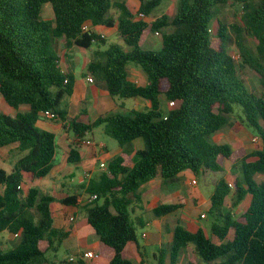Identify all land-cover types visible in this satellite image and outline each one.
Here are the masks:
<instances>
[{"label":"trees","instance_id":"trees-1","mask_svg":"<svg viewBox=\"0 0 264 264\" xmlns=\"http://www.w3.org/2000/svg\"><path fill=\"white\" fill-rule=\"evenodd\" d=\"M138 1L137 14L146 17L162 2ZM233 3L241 5L244 29L218 20L214 43L209 32L212 7ZM45 4L51 5V20L43 19ZM87 22L107 28L116 25L128 47L124 51L110 44L104 51H95L88 72L104 82L110 96L143 98L151 107L147 112L107 113L91 123L69 122L75 141L70 144L68 163L80 161L79 143L101 125L122 154L109 161L110 174H101L87 186L78 185V192L62 204L77 206L83 194L96 195L86 203L85 212L102 252L110 255L108 264H134L124 249L129 242H138L140 218L133 217L132 205L140 200V188L157 177L171 183L185 171L203 174L214 180L208 210L213 238L203 228L190 231L176 225L168 252L161 249L155 260L166 264L169 254V264H178L181 252L192 247L198 261L186 264H264V0H179L172 17L162 15L153 22L136 19L119 0H0V94L17 111L15 115L0 112V150L6 147L21 154L10 172L0 165V234L18 237L12 248L0 250V264H46L50 251L57 252L75 237L70 225H54V197L31 187L26 178H44L52 171L56 135L37 123L45 111L64 120L60 106L74 89L72 77L60 67L57 40L63 39L67 49L105 43L96 33L82 29ZM229 28L237 33L239 63L228 49ZM146 30L162 35L159 50L140 48ZM244 33L253 39L255 50L245 44ZM130 63L145 72L146 86L128 80ZM243 72L258 79L259 96L248 89ZM161 98L176 106L163 110ZM21 106L28 111L20 112ZM235 115L237 121L231 124L230 117ZM229 125L253 131L261 147L234 150L228 144L209 141ZM138 139L144 147L131 159L129 147ZM228 172L233 175L232 183L227 181ZM230 196L233 208L250 198L237 217L230 209L223 210ZM181 208L179 203H160L152 212L161 218ZM67 263L85 264L83 260Z\"/></svg>","mask_w":264,"mask_h":264},{"label":"rangeland","instance_id":"rangeland-1","mask_svg":"<svg viewBox=\"0 0 264 264\" xmlns=\"http://www.w3.org/2000/svg\"><path fill=\"white\" fill-rule=\"evenodd\" d=\"M130 7L133 6L137 0H123ZM148 1V0H145ZM179 0H162L159 7L153 10V12L149 15V19L158 18L164 14L171 16L174 13L175 7ZM257 1V0H255ZM212 12L214 14V18L211 23L212 28V37L213 42L216 43V39L214 38V33L217 30L218 24L217 21H221L225 24L229 25H237L241 30L244 29V23L242 20V8L238 3H233L222 7L220 5L212 7ZM43 19L49 20L53 18L52 9L50 4H45L43 6L42 12ZM171 30V28H170ZM148 31V30H147ZM168 31V30H167ZM229 35L231 37V41L228 43V49L230 54L232 55L234 61L236 63L240 62V58L238 55V48L236 46L237 42V33L229 28ZM245 44L252 50H255V43L253 39L247 34H243ZM119 44L122 47L125 46L124 43L120 40V38L115 37L113 35H109L106 39V42L103 44L101 42H94L90 49L87 50H78L79 55L82 57L84 54L87 56H91L94 51L101 50L104 51L110 44ZM127 47V46H126ZM143 50H151L145 45L140 46ZM129 68L136 67L142 73L144 71L140 66L134 63H130L128 65ZM242 78L245 80L246 86L249 90H257L259 86L258 79L254 74L242 73ZM256 95L258 93L254 92ZM100 97L106 95L103 91H100ZM116 102L125 101L122 98L114 97ZM89 104V103H88ZM87 103L85 106L90 109ZM24 108L27 106H23ZM126 108L131 109L130 102H126ZM235 111L240 113V108L238 106L235 107ZM0 112L5 114H15V110L8 106L6 102L3 100L0 94ZM141 112H147L142 110ZM118 113V112H117ZM95 119V114L88 117V120L92 121ZM237 121V116L230 117V123L233 124ZM223 133V134H222ZM253 135L255 133L249 129L235 130L230 125L226 126L220 132L213 134L209 137V141L211 143H228L233 148L238 147H251L252 149L261 147V141L258 144H255L252 141ZM59 134L56 137V141H58ZM70 138H73V133H70ZM86 140H88L92 144H106L108 146V150L110 154H113L119 145L117 141L107 136L104 133V126H98L94 128L91 132H88L86 135ZM60 141V140H59ZM141 143H144L142 139L139 140ZM62 142L60 141V144ZM80 146V145H79ZM83 155L88 154V147L82 146L79 149ZM99 151V150H98ZM62 151L58 149L57 154L55 156L54 165L58 164L61 161ZM99 160L91 161L87 165L83 163H67L66 167L70 171L66 177L58 176L53 171L44 178H35L32 179L29 184L31 187L39 188L41 191H46V194L57 197L58 200L63 198L66 194L69 195L73 192V186L79 184L80 180L85 175V170L88 167L93 168V172L98 173L100 171L99 164L101 161L105 160L106 157L101 153L98 155ZM21 157V154L18 152H12L8 148H2L0 151V165L7 171L10 172L15 162L18 158ZM227 170L229 171L230 165L226 164ZM101 176V175H100ZM196 180V184L192 183ZM214 181V180H213ZM212 179H206L203 174H199L194 176L190 172L182 173L177 180L174 182H163L161 178L157 177L153 181L143 185L140 190V200H137L132 205L134 208V213L139 214V217L142 218V225L137 224V240L141 246H146L147 252L144 257L145 264H158V260H155L153 254H156L159 258V254L161 253V249H166L168 252L169 243H164L162 245H157L153 243V237L157 233V230L161 227L165 233L166 230L170 232L176 225H181L187 230L194 231L200 226L206 232V234L212 237L211 234V225L213 222V218L209 215L208 209L211 206V196L214 193V185ZM227 181L232 183L233 175L228 172ZM55 182V183H54ZM27 186L23 185V190L26 191ZM66 193V194H65ZM89 195L85 193V196ZM179 203L182 205V208L176 213L166 216L160 225L161 219L156 217L152 213V208L159 203ZM233 196H230L227 199L226 207L223 209H230L233 212V216L237 217L241 214L244 205L246 203L241 204L238 207H232ZM60 203V202H59ZM140 206H142L140 208ZM65 209H68L65 207ZM36 219L38 217L37 213L33 211ZM202 214H205V217H202ZM83 214H80V219H82ZM143 233L150 235L148 239L142 236ZM0 236V250H8L12 248L15 243L18 242V237L11 235L7 232L1 233ZM72 246H75L78 243V240L72 241ZM149 243V244H148ZM41 246L43 248L46 247V243H42ZM69 254H71V249L68 246H63L57 252L50 251L47 256L49 259L57 260L55 264H68L67 260L69 258ZM165 263L169 264V254L165 256ZM198 261L197 256L195 255L193 248L189 247L181 252L178 264H186L188 262L195 263Z\"/></svg>","mask_w":264,"mask_h":264},{"label":"crops","instance_id":"crops-1","mask_svg":"<svg viewBox=\"0 0 264 264\" xmlns=\"http://www.w3.org/2000/svg\"><path fill=\"white\" fill-rule=\"evenodd\" d=\"M119 1L125 2L123 0H119ZM125 4H126V2H125ZM126 5L129 8V10L135 15V18L138 19L137 12H138V9L140 7V2L137 0V2L134 3L132 7H130L128 4H126ZM175 11H176V7L174 10V13L170 17H172L175 14ZM112 14L115 15V12L113 11ZM164 15H167V14H164ZM167 16H169V15H167ZM155 19H149V16L144 18V20L147 22H153ZM49 20H51V19H49ZM89 28L92 30V32L96 33L99 36H102V39H104L105 42H106V39L108 38L109 35H113L115 37L120 38L116 25H114L111 28H107L105 26H92L91 24H89ZM120 40L122 41L121 38H120ZM101 43H103V42H101ZM64 44H65V42L63 39L57 40L56 45H57V54L60 58V67H61L62 72L64 74L72 77L73 87H74L72 95L65 97L62 100V103L60 106V111L64 115V120H62L60 118L52 119L48 116L42 115V118L37 123V126L40 129L51 131L56 135V137L59 134L58 141H56L57 151H58V149H60L62 151V156H61V161H59L58 164L54 165L52 171L55 174H57L58 176H62V177H66L68 174H70V171L66 167V165L68 163L67 158H68V153L70 150V144L75 141L74 137L70 138V133L72 131L69 129V122L71 120H79V121H82L84 123H91V122H94L99 116L105 115L107 113H117V112L118 113H128L130 111L141 112L142 110L149 111L150 107H151L150 103L143 98H129V99H124L125 101L116 102V99L109 95L103 81H101V80H99L93 76L94 82H92V83L88 82V80H87L88 76L92 75L88 72V65H89L90 61L92 60V56H93V53L95 51L92 53L91 56H87L86 54H84L81 57L78 53L79 52L78 50H87V49H82V48H78V47H71V48L67 49L64 47ZM141 45H145L149 49L157 51L162 47V35L159 33H153L150 30H148V31L146 30L142 35L140 46ZM119 46L122 47L121 45H119ZM122 49L124 51H127L128 47H126V45H125L122 47ZM99 51H101V50H99ZM127 72H128V80L130 82H133V83L140 85V86H146L148 84V80H147V76H146L145 72L142 73L138 68H136V67L129 68L128 66H127ZM101 90L106 95L100 97L99 93ZM252 91L258 93L257 95L259 96L262 92V88L259 85L257 90H252ZM126 102H130L132 110L126 108ZM86 103L87 104L89 103L88 105H89L90 109H88V107L85 106ZM161 108L165 111L169 109V102L163 98H161ZM19 111L20 112H27L28 107L24 108L23 106H21L19 108ZM15 112H17V111L15 110ZM15 114H10V115H15ZM94 114H95V119L92 121L88 120V117L91 115H94ZM242 129H246V128H242ZM242 129H240V130H242ZM253 137H256V136L253 135ZM59 140L62 142L61 144H60ZM139 140L140 139L134 141L132 143V145L129 147V149L131 150V154H130L131 159L135 156L136 151H138L144 147V143H141ZM85 141H88V140H86V137H85ZM218 144H228V143H218ZM79 145H80L79 149L82 146L88 147V154H86V155H83L82 152L79 150L80 161L78 163H83L85 165H87L91 161L97 162L99 160L98 155L100 153L102 155H104V157H106L105 160L101 161L100 163L104 162L107 165L112 158L117 157L120 154H122V149L120 147L117 148L113 154H110V152L108 150V146L106 144H101V145H103V147H101V145H98L95 143L94 144L91 143L90 145H87L84 143H79ZM228 145H230V144H228ZM240 148H243L247 151H253V150L258 149V148L252 149L251 147H246V148L245 147H238V148H233V149L237 150ZM57 151H56V154H57ZM93 168L88 167L85 170V174L88 172L91 173V175H92L91 180L88 182L82 183L81 182V180L83 179L82 178L80 180L79 184L73 186V188H72L73 192L70 193L69 195H67L65 193L66 195L63 198H61L60 200H58L57 197L50 195V196L54 197V199H55V201L51 204V212H52V216L54 219V225L57 228H60L64 224H66V225H70L72 227V229L75 231V237L70 239V240H67L63 244V246H68L69 249H71V254H69V258L71 256H78L83 252L92 251L94 253L95 257L93 259H90V260H85L84 261L85 264H108L109 260H110V255L108 253L105 254L102 252L101 247H100V243H99V239L87 221L86 212H85V205H86V203L89 202L88 200L91 196L90 195L85 196V194H83L82 200L79 202V204L77 206L62 204L63 199H65L68 196L74 195L75 193L78 192V189H77L78 185H86L87 186L90 182H93L94 180H98L100 175L103 174L101 171H99L98 173L93 172ZM185 172H189V171H185ZM185 172H183V173H185ZM26 181L31 182V179L29 177H27ZM41 192L45 195H49V194L45 193L46 191H41ZM249 202H250V198H247L245 201H243L241 203V204L246 203V205H244V207H243L242 212L248 207ZM163 204H172V202L171 203H163ZM156 206H154L152 208V211ZM65 207H67L68 209H65ZM141 207L142 206H140V208ZM81 213L83 214L82 219H80ZM172 214H174V213H172ZM172 214H169V215H172ZM169 215H167V216H169ZM133 217L140 218V224H144L142 218L139 217V214L134 213ZM70 218H73L74 220L70 221ZM164 218H166V216L160 218L161 219L160 225H161L162 221L164 220ZM198 228H201V227L198 226ZM173 229H171L170 232L168 230H166L167 233H165L164 230H162L160 227L157 230V233L153 237V240H152L153 243H155L157 245H162L164 243L170 244V242L172 240ZM1 235L2 234H0V236ZM149 237H150V235L146 234L145 238L148 239ZM76 240H78V243L75 246H72L71 242L76 241ZM213 240H214V242H218L216 239H213ZM140 252L145 257L146 252H147V248H146V246H141L138 242L137 243L136 242H129L124 249L125 257L127 259L131 260L134 264H141L142 258H141ZM154 255L155 254H153V257H154ZM47 258H48V256H47ZM69 258L67 261H69ZM56 262H57V260H52V259L48 258V263H46V264H55Z\"/></svg>","mask_w":264,"mask_h":264},{"label":"built area","instance_id":"built-area-1","mask_svg":"<svg viewBox=\"0 0 264 264\" xmlns=\"http://www.w3.org/2000/svg\"><path fill=\"white\" fill-rule=\"evenodd\" d=\"M145 17H146V16H144L142 13H139V14H138V19H144ZM89 24H90V23H88V22L85 23V24L83 25L82 29H83L84 31L90 33V32H92V30L89 28ZM209 32H210V34L212 35V28L209 29ZM100 37L102 38V36H100ZM87 80H88V82H90V83L94 82V79H93V76H92V75H89L88 78H87ZM67 82H68V81H67V79H66L64 83H67ZM169 106H170V107H174V106H176V104H175L174 101H169ZM43 115L48 116V117H50V118H52V119H57V118H58L55 114H53L52 112H49V111H45V112L43 113ZM164 119H167V117L165 116ZM252 141H253L255 144H257V143L259 142V139H258L257 137H253ZM80 143H84V144H87V145H90V144H91L89 141H85V140H83V141L80 142ZM101 147H103V145H101ZM99 169H100V171H101L102 173H108V174H110V172H109V170H108V165H107L106 163H104V162H102V163L99 164ZM91 177H92L91 173L88 172V173H86V174L84 175V177H83V179L81 180V182H82V183H84V182H88V181L91 180ZM192 183L196 184V181L194 180ZM96 198H97V196H96V195H93V196L90 197V199H89L88 201L91 202V201L95 200ZM202 217L204 218L205 215L202 214ZM73 220H74L73 218H70V221H73ZM142 236L145 238V237H146V234L143 233ZM94 257H95V255H94V253H93L92 251H87V252H83V253H81V254L78 255V256H71V257L69 258V262L76 263V262L79 261V260H83V261H85V260L93 259Z\"/></svg>","mask_w":264,"mask_h":264}]
</instances>
